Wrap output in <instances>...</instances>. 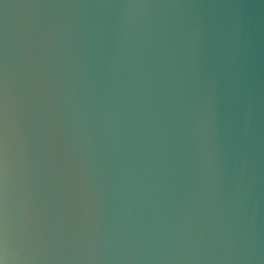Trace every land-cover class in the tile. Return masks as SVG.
Listing matches in <instances>:
<instances>
[{
  "label": "water",
  "instance_id": "water-1",
  "mask_svg": "<svg viewBox=\"0 0 264 264\" xmlns=\"http://www.w3.org/2000/svg\"><path fill=\"white\" fill-rule=\"evenodd\" d=\"M0 264H264V0H0Z\"/></svg>",
  "mask_w": 264,
  "mask_h": 264
}]
</instances>
